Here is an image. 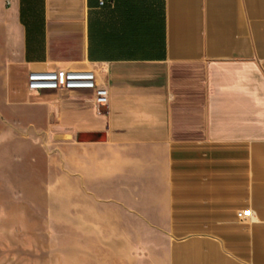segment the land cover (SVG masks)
I'll list each match as a JSON object with an SVG mask.
<instances>
[{
    "label": "crops",
    "instance_id": "1",
    "mask_svg": "<svg viewBox=\"0 0 264 264\" xmlns=\"http://www.w3.org/2000/svg\"><path fill=\"white\" fill-rule=\"evenodd\" d=\"M8 52L79 168L166 229L164 264H264V0H0ZM57 67L95 71L106 114L91 91L27 89Z\"/></svg>",
    "mask_w": 264,
    "mask_h": 264
},
{
    "label": "rangeland",
    "instance_id": "2",
    "mask_svg": "<svg viewBox=\"0 0 264 264\" xmlns=\"http://www.w3.org/2000/svg\"><path fill=\"white\" fill-rule=\"evenodd\" d=\"M57 124L17 54L0 53V264H164L166 229L79 168L75 132Z\"/></svg>",
    "mask_w": 264,
    "mask_h": 264
},
{
    "label": "built area",
    "instance_id": "3",
    "mask_svg": "<svg viewBox=\"0 0 264 264\" xmlns=\"http://www.w3.org/2000/svg\"><path fill=\"white\" fill-rule=\"evenodd\" d=\"M100 4L105 1L99 0ZM26 86L33 91L57 90H87L93 94V103L96 114L104 115L109 103V91L106 85L97 82L95 71L91 69H74L57 67L49 70H31L26 77ZM238 216L243 218L242 213Z\"/></svg>",
    "mask_w": 264,
    "mask_h": 264
},
{
    "label": "water",
    "instance_id": "4",
    "mask_svg": "<svg viewBox=\"0 0 264 264\" xmlns=\"http://www.w3.org/2000/svg\"><path fill=\"white\" fill-rule=\"evenodd\" d=\"M101 132H78L76 134V141L77 142H92V141H99L100 139L98 136L102 135Z\"/></svg>",
    "mask_w": 264,
    "mask_h": 264
}]
</instances>
